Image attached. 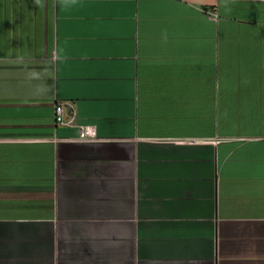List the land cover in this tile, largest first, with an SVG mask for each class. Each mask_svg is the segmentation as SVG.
<instances>
[{
  "label": "crops",
  "instance_id": "1",
  "mask_svg": "<svg viewBox=\"0 0 264 264\" xmlns=\"http://www.w3.org/2000/svg\"><path fill=\"white\" fill-rule=\"evenodd\" d=\"M0 264H264V0H0Z\"/></svg>",
  "mask_w": 264,
  "mask_h": 264
},
{
  "label": "built area",
  "instance_id": "2",
  "mask_svg": "<svg viewBox=\"0 0 264 264\" xmlns=\"http://www.w3.org/2000/svg\"><path fill=\"white\" fill-rule=\"evenodd\" d=\"M76 114L74 103L71 100H60L54 104L53 120L55 124L77 126L79 129V139H95L96 131L94 125L78 123Z\"/></svg>",
  "mask_w": 264,
  "mask_h": 264
}]
</instances>
